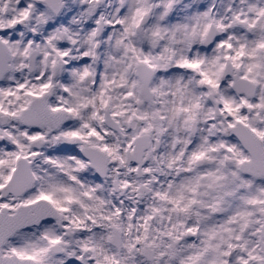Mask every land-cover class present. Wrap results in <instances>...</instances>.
Returning <instances> with one entry per match:
<instances>
[{
	"label": "snow or ice",
	"instance_id": "6c2138e0",
	"mask_svg": "<svg viewBox=\"0 0 264 264\" xmlns=\"http://www.w3.org/2000/svg\"><path fill=\"white\" fill-rule=\"evenodd\" d=\"M0 264H264V0H0Z\"/></svg>",
	"mask_w": 264,
	"mask_h": 264
}]
</instances>
